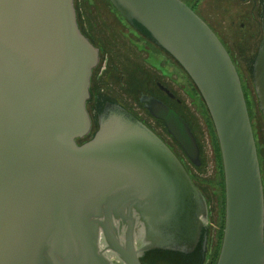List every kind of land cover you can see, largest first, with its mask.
<instances>
[{
    "label": "water",
    "instance_id": "obj_1",
    "mask_svg": "<svg viewBox=\"0 0 264 264\" xmlns=\"http://www.w3.org/2000/svg\"><path fill=\"white\" fill-rule=\"evenodd\" d=\"M182 67L218 141L224 215L214 264H264V188L242 77L214 30L183 0H109ZM263 36L252 76L264 118ZM99 47L74 0H0V264H143L150 249L207 248L208 202L172 147L117 100L91 130ZM173 95L168 88H165ZM196 164L188 122L142 93Z\"/></svg>",
    "mask_w": 264,
    "mask_h": 264
},
{
    "label": "rangeland",
    "instance_id": "obj_2",
    "mask_svg": "<svg viewBox=\"0 0 264 264\" xmlns=\"http://www.w3.org/2000/svg\"><path fill=\"white\" fill-rule=\"evenodd\" d=\"M213 2L218 3L217 0ZM213 2L209 0L208 5H216ZM74 4L80 27L99 46L100 50V59L92 77V87L96 95H99L100 99L106 96L116 97L125 105L132 104L139 107L140 111L147 115L146 109L141 106L138 99L140 92L156 94L170 103L186 119L194 132L199 146V164L194 163L184 153L172 134L167 131L162 120L156 119L152 115L149 116L152 122H148L150 126L177 153L194 182L207 198L210 232L204 264H208L219 241L224 205L219 162L214 142L215 136L207 122L208 113L203 111L205 107L199 93L182 67L168 53L160 51L155 55L151 52L152 48L149 49L150 52L147 51L146 45L133 32L132 26L119 14L109 0H74ZM259 26L253 32L239 29L219 30V32L227 41L243 42L246 38L256 41L254 45L232 44L229 49H231L232 59L237 64L243 78L242 84L251 105L253 128L259 140L262 141L264 140V119L258 105L252 76L253 59L262 36L260 22ZM133 67H137L135 71L138 75L135 77L129 75ZM157 81L166 85L180 100L177 101L167 95L157 85ZM90 107V102H88V110L91 112L89 114L95 120V113L92 112V109L90 110ZM175 259L178 260V256L175 258L164 256L158 260V264H179Z\"/></svg>",
    "mask_w": 264,
    "mask_h": 264
},
{
    "label": "flooded vegetation",
    "instance_id": "obj_3",
    "mask_svg": "<svg viewBox=\"0 0 264 264\" xmlns=\"http://www.w3.org/2000/svg\"><path fill=\"white\" fill-rule=\"evenodd\" d=\"M183 1L188 6H190L214 30L217 37L222 41V43L226 47L231 58H233V55L231 54V51H230L231 49H229V48L232 44L243 43L246 45H249V44L254 45L256 43V41L250 40V38H246V40L243 42H240L237 40H233V41L228 40L227 41V39L219 32V30L239 29V30H250L251 32H253V31H255L254 29H256V27H258V28L260 27L259 22H260L261 29H262V3H263V0H217L218 3L221 2V3H219L221 5H219L216 2H213L215 0H212L213 3H216V5L213 4L212 6L208 5L209 0H183ZM132 29H133V32L138 35L139 40H141L143 42V44L146 45L148 52H150V50H151L150 48H152L154 52L153 51H151V52L155 55L158 52L160 53V51L167 54V52L165 50H163L156 43L153 42V40L146 34V32H144L140 28H137L134 26H132ZM262 36H263V30H262ZM262 36L260 37V41H261ZM260 41L258 42L259 44H260ZM99 52H100V50H99ZM139 67H140V65H139ZM136 68L137 67H133L132 70L129 72V75L131 77L132 76L135 77L136 75H138V74H136V71H135ZM242 80H243V78H242ZM157 85L170 97L176 99L177 101L180 100L166 85L160 83L159 81H157ZM165 88H168L170 90V92L173 93V95H170V93ZM142 93H146V92H140L139 97L141 96ZM146 94H150V93H146ZM151 95H154V96L162 99L166 104H168L170 107L174 108L172 105H170V103L165 101L162 97H160L156 94H151ZM139 97H138V99H139ZM110 98L120 102L116 97H110ZM95 99L96 98H94L92 95L90 97V100H88V102H90V106H91L90 110L92 109L93 113L96 112L94 110L95 108H93ZM106 99L111 100L109 98H106ZM104 101H106V100H104ZM104 101H103V103H104ZM139 101H140V99H139ZM88 102L86 104L87 109H88ZM120 103L122 105H124L127 109H129L131 112H133L137 117H139L143 122H145L150 128H152L154 130V128L152 126H150V123H152V122H151L149 116H151L152 114L148 111L147 107L145 106L144 101H140V103H141V106L144 109H146V112L148 113L147 115L144 114L142 111H140L139 107H135L132 104L125 105L122 102H120ZM88 112H89V110H88ZM89 113H91V112H89ZM155 118L159 119L157 117H155ZM148 122H150V123H148ZM93 124H94V126H93ZM96 127H97L96 121L93 120V118L91 117V130H90V132L87 135L83 136L82 138H77L76 141L78 143H81L82 141L88 139L92 135V133L96 129ZM254 134H255L257 147H258V155H259L261 175H262L263 188H264V140H262V141L259 140V138L255 132V129H254ZM208 215H209V212H208ZM209 232H210V225H209ZM209 232H208V237H207V247H208V241H209Z\"/></svg>",
    "mask_w": 264,
    "mask_h": 264
},
{
    "label": "trees",
    "instance_id": "obj_4",
    "mask_svg": "<svg viewBox=\"0 0 264 264\" xmlns=\"http://www.w3.org/2000/svg\"><path fill=\"white\" fill-rule=\"evenodd\" d=\"M81 30L89 37V35L82 28H81ZM89 39H90V37H89ZM95 68H93L92 74H91L90 92H91V96L93 95V97L96 98L95 101H94V107H95V109L98 106V109L95 110L96 111L95 112V116H96V114L99 112V110L102 107L103 101L104 100H108L106 98H109V99H111V98L106 96V98L104 97L103 99H100V96L99 95H96V92L94 91V89L92 87V77H93V72H94V69ZM194 87H195V85H194ZM243 88H244V86H243ZM195 89H196V87H195ZM244 91H245V88H244ZM197 92H198V90H197ZM245 96H246V99H247V104H248L249 112H250V115H251V105L249 104V100L247 98V92L246 91H245ZM111 100H113V99H111ZM201 100H202V98H201ZM202 103H203V106L205 107L203 109V111L206 113L207 109H206V106H205L203 100H202ZM207 113H208V111H207ZM207 122H208L209 126L211 127V132L214 134L213 136H215V141L214 142H215L216 156H217V159H218V162H219L218 163V166H219V174H220V185H221V189H222V200H223V205H224V189H223L224 183H223V171H222V165H221V157H220V151H219L218 141H217V138H216V135H215V131H214L212 122L210 120L209 114H208V117H207ZM96 126H97V124H96ZM192 180H193V178H192ZM223 211H224V208H223ZM222 228H223V221H222L221 232H219V236H218V240L219 241H218L217 245L215 246V249H214V251H213V253L211 255V258H210L208 264H214L215 263V260H216V257H217L218 251H219V247H220V241H221V236H222ZM207 249H208V247L206 248L205 251H203L201 249V246L200 245H197L196 248L192 252H189V253H183V252L171 251V250H163V249H150V250H147L140 257V259H141V261H142L143 264H158V262H159L158 260H160L161 257H164V256H173V258H175V256H178L179 259L178 260L175 259V260L178 261L179 264H204L205 259H206V256H207ZM158 257H159V259H158ZM176 261H174V262H176Z\"/></svg>",
    "mask_w": 264,
    "mask_h": 264
},
{
    "label": "bare ground",
    "instance_id": "obj_5",
    "mask_svg": "<svg viewBox=\"0 0 264 264\" xmlns=\"http://www.w3.org/2000/svg\"><path fill=\"white\" fill-rule=\"evenodd\" d=\"M76 16H77V14H76ZM256 92V91H255ZM257 95V94H256ZM258 100V99H257ZM186 167V166H185ZM188 170V169H187ZM190 173V172H189ZM191 175V174H190ZM210 225V224H209Z\"/></svg>",
    "mask_w": 264,
    "mask_h": 264
}]
</instances>
